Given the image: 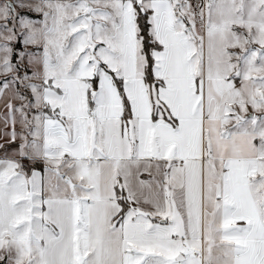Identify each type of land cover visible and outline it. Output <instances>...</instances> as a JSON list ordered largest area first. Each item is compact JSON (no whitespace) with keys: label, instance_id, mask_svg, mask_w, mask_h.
I'll list each match as a JSON object with an SVG mask.
<instances>
[{"label":"snow or ice","instance_id":"snow-or-ice-1","mask_svg":"<svg viewBox=\"0 0 264 264\" xmlns=\"http://www.w3.org/2000/svg\"><path fill=\"white\" fill-rule=\"evenodd\" d=\"M0 264H264V0H0Z\"/></svg>","mask_w":264,"mask_h":264}]
</instances>
